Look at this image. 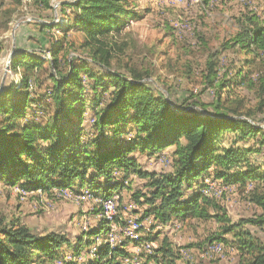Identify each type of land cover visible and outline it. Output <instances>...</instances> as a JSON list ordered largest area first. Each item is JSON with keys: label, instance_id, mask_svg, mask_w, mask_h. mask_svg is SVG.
Instances as JSON below:
<instances>
[{"label": "trees", "instance_id": "16d2710c", "mask_svg": "<svg viewBox=\"0 0 264 264\" xmlns=\"http://www.w3.org/2000/svg\"><path fill=\"white\" fill-rule=\"evenodd\" d=\"M41 1L50 7L49 0ZM12 3L17 6L20 0ZM3 6L4 0H0V14L8 20L11 11L3 10ZM135 6V0L60 2L63 13L66 8L72 9L69 18L64 17L67 25L63 30L76 29L83 35L85 40L79 47L88 58L68 57L69 53L59 57L64 50L61 41L51 48L50 58L28 50L14 56L8 70L18 74L17 78H12L10 86L0 92V181L27 191L68 188L84 194L83 190H90L99 203L112 198L118 207L114 195L125 188L126 175L133 174L146 179V192L134 191L131 197L146 207L144 216H151L156 224L167 225L189 215L209 218L202 192L204 176L223 184L240 185L262 178L247 157L257 154L264 145V128L253 122L250 111L241 112L238 105L224 104L220 94L216 93L208 103L194 97L190 105H180L158 91L147 80V72L113 65L115 48L122 50L125 46L118 43L116 34L135 16ZM247 20L248 24H242L229 40L222 42L220 51L208 55L204 89L215 91L223 85L224 79H218L222 51L237 48L253 56H264V25ZM235 73L240 81L247 75L241 67ZM259 90L264 93L262 81ZM89 112L91 119L86 122L85 114ZM227 132L234 134L228 146L222 143ZM126 135L130 137L126 139ZM170 146H174L173 170L167 173L142 169L133 155L135 151L160 153ZM242 163L244 168H238ZM115 172L123 173V177ZM252 200L264 208V196L255 195ZM211 206L220 208L214 203ZM129 220L140 224L137 218L120 216L113 223L123 229ZM246 223L258 225L263 235L259 240L246 228L234 233L240 252L248 253V258L240 257L238 264H264V214L228 225L224 232ZM110 224L100 218L98 226L88 234L104 239ZM119 232L138 247L148 241L153 243L158 236L147 233L132 239ZM81 241L73 245L64 234L40 235L14 221L0 223V264H44L63 259L68 250L73 256L78 255ZM215 242L218 241L206 245ZM97 245L93 258L85 264H109L115 256L129 255L123 242ZM153 248L152 255L160 264H178L180 255L167 237ZM134 261L141 262L131 258V263Z\"/></svg>", "mask_w": 264, "mask_h": 264}, {"label": "rangeland", "instance_id": "374dc122", "mask_svg": "<svg viewBox=\"0 0 264 264\" xmlns=\"http://www.w3.org/2000/svg\"><path fill=\"white\" fill-rule=\"evenodd\" d=\"M63 1L69 0H49L50 7H45L41 0H20L17 6L12 3L13 0H4L3 10L11 11V15L5 20L0 14V92L10 86L12 78L16 80L18 74L10 73L8 66L22 50L50 58L51 48L61 41L64 50L59 53V57L69 53L68 57L88 58L86 51L79 47L85 40L83 35L76 29L67 32L63 30L67 25L64 17L68 15L69 18L72 10L66 8L63 13L59 7ZM135 2V16L116 34L115 39L119 44L125 43V46L122 50L115 48L113 65L147 72L150 75L147 80L163 95L170 96L171 100H176L180 105H190L194 97L208 103L220 94L224 104L238 105L241 112L250 111L253 122L264 128V93L259 90L260 82H264V56H253L237 48L226 49L221 52L218 63L219 82L224 79L222 87H213L215 91L204 89L203 83L205 62L210 53L220 51L222 42L229 40L242 24H248V18L264 25V0ZM239 67L247 74L242 81L239 75H235ZM42 77L45 78V73ZM45 84L49 82L45 81ZM90 114H85L86 122L91 119ZM125 137L127 139L130 136ZM232 140L234 134L227 132L222 143L228 146ZM238 144L243 145V142L239 141ZM173 149L174 146H170L160 153L152 154L135 151L133 155L142 169L167 173L173 170ZM247 161L258 168L262 178L240 185L223 184L210 176H204L202 192L211 214L209 218L189 215L173 219L167 225L156 224L151 216H144L146 207L140 206L131 197L134 191L146 192V179H139L133 174L126 175L125 188L114 195L118 198L115 217L137 218L140 237L147 233L152 237L158 235L156 240L151 241L154 243L153 250L159 246L163 237H167L180 255L178 264H238L240 257L248 258V253L240 252L234 233H242L246 228L261 240L263 232L258 225L250 223L236 226L229 232H224V229L240 220L264 214V208L252 200V196H264V145L257 154H249ZM238 168H244V163ZM115 175L123 177L120 172H115ZM59 190L70 192L76 198L73 195H59ZM82 192L85 193L68 188H53L47 193L27 191L0 181V223L14 221L40 235L51 232L64 234L73 245L81 239L83 245L78 255L73 256L68 250L63 259L46 261L44 264H85L93 258L97 244H103L105 240H96L88 234L103 217L97 197L90 190ZM212 203L220 208L215 209ZM222 216L227 219L218 220ZM115 235L118 241L115 240L114 244L125 243L129 255L115 256L109 264H135V261L131 263V258L140 259L142 264H160L152 252L146 253L132 240L129 242V239L123 238L119 229L115 230ZM92 238L93 241L86 244ZM212 241H218L215 244L220 245L219 250L206 247Z\"/></svg>", "mask_w": 264, "mask_h": 264}, {"label": "bare ground", "instance_id": "6f19581e", "mask_svg": "<svg viewBox=\"0 0 264 264\" xmlns=\"http://www.w3.org/2000/svg\"><path fill=\"white\" fill-rule=\"evenodd\" d=\"M65 190H67V189H65ZM100 204H101V208H102V217L105 220L111 222V224H110L111 229L104 239H102L101 236H97V237H95L96 240H99V241L105 240V242H108V244H110L112 246V245H114V243H116L115 242V240H116L115 239V236H116L115 230H118V229H119V231H122L123 235L126 237H129L132 239H138L139 238V232H138L139 226L137 225V223L135 221L129 220L128 226L123 228V229L116 227L115 224L113 223V220L115 218V211L117 210V204H116L114 199L108 198L106 200L101 201ZM113 225H114V227H113ZM115 227H116V229H115ZM219 246L220 245L217 244V247L216 246H210L209 248H211L212 250L215 249V251H217L220 249ZM140 247H142V249H145L147 252H151V249L154 247V244L146 242V243H142L140 245ZM139 263H140L139 261H135V264H139Z\"/></svg>", "mask_w": 264, "mask_h": 264}, {"label": "built area", "instance_id": "2783aa9c", "mask_svg": "<svg viewBox=\"0 0 264 264\" xmlns=\"http://www.w3.org/2000/svg\"><path fill=\"white\" fill-rule=\"evenodd\" d=\"M56 194V193H55ZM59 195H73L75 198H76V196L74 195V194H71L70 192H64L63 190H59V193H58ZM125 209V208H124ZM125 211V210H124ZM113 227H114V225H113ZM209 246H216L217 247V244H215V243H211V244H209V245H207L206 247H209Z\"/></svg>", "mask_w": 264, "mask_h": 264}, {"label": "water", "instance_id": "95a60500", "mask_svg": "<svg viewBox=\"0 0 264 264\" xmlns=\"http://www.w3.org/2000/svg\"><path fill=\"white\" fill-rule=\"evenodd\" d=\"M59 4V2L56 4V5H58ZM168 98V97H167Z\"/></svg>", "mask_w": 264, "mask_h": 264}, {"label": "crops", "instance_id": "0c3cea01", "mask_svg": "<svg viewBox=\"0 0 264 264\" xmlns=\"http://www.w3.org/2000/svg\"><path fill=\"white\" fill-rule=\"evenodd\" d=\"M44 192H46V191H44ZM47 193V192H46Z\"/></svg>", "mask_w": 264, "mask_h": 264}]
</instances>
